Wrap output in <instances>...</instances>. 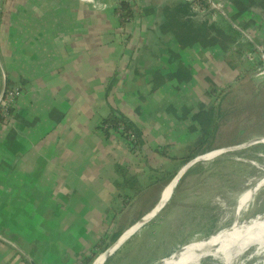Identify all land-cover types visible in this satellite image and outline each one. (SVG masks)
Here are the masks:
<instances>
[{"label":"crops","instance_id":"0c3cea01","mask_svg":"<svg viewBox=\"0 0 264 264\" xmlns=\"http://www.w3.org/2000/svg\"><path fill=\"white\" fill-rule=\"evenodd\" d=\"M100 1L110 6L102 16L84 0H0V93L8 79L24 89L12 123L0 121V264H81L102 239L106 251L138 224L104 264L119 252L116 264H154L191 242L175 240L184 210L212 209L213 176L200 175L201 187L187 181L175 199L189 169L158 206L196 136L211 133L213 88L241 71L226 54L237 31L219 11L181 16L152 0H135L140 19L122 27L119 0ZM215 1L236 5L233 19L264 46V11ZM111 113L142 137L136 150L104 133ZM169 205L176 231L160 245L141 240L168 226Z\"/></svg>","mask_w":264,"mask_h":264},{"label":"rangeland","instance_id":"374dc122","mask_svg":"<svg viewBox=\"0 0 264 264\" xmlns=\"http://www.w3.org/2000/svg\"><path fill=\"white\" fill-rule=\"evenodd\" d=\"M261 72H264V69ZM221 86L223 87H218L220 91L213 88V99H220V103L223 104V115L219 120L218 128L212 127V129H208L211 130V133L207 132L196 136V142L200 136H208V143L211 144L206 145L209 150L205 153L216 149L233 148L264 136V75L260 76L255 72L241 69L238 75L236 73L235 79ZM122 143L129 148L123 140ZM210 148L213 149L210 150ZM187 172L175 194V199H178L179 192L186 189L187 181H193L192 183L197 185L196 187H201L204 186V177L200 175L213 176L209 178L212 185L214 184L212 209L197 205L184 210V213L180 215V220L182 223L187 221L182 224V230L176 233L175 240L202 239L228 228L234 221L237 200L232 197V192L237 186L243 193L249 187L259 184L251 200L241 209L240 219L251 220L264 215L263 142H251L244 147L222 152L214 159L201 160ZM218 191L222 192L220 198H216ZM199 206L202 208L199 209ZM162 212L171 215L166 221L168 226L164 227L162 223L155 235L149 234V238L148 234L143 235L141 240L146 239L160 245L176 231V212H172V206H167ZM171 223L173 224L172 229H170ZM174 246H176L174 243H170L164 249ZM124 252H131L130 261L133 263H137L141 259L137 257L139 252L134 246L127 245ZM120 258L121 253L119 252L113 256L109 264H116L115 261H119ZM213 264H220V262ZM235 264H264V248L257 249L256 246H252L242 254Z\"/></svg>","mask_w":264,"mask_h":264},{"label":"bare ground","instance_id":"6f19581e","mask_svg":"<svg viewBox=\"0 0 264 264\" xmlns=\"http://www.w3.org/2000/svg\"><path fill=\"white\" fill-rule=\"evenodd\" d=\"M173 2L190 4L189 2L184 1ZM153 4L156 9L160 11L162 10L157 8L154 2ZM191 7L195 9L193 6ZM16 107L13 108V112ZM249 142L264 143V136L257 137ZM222 152V149L213 150L202 155L201 159L209 160ZM184 169L182 171H184ZM177 180L178 176L164 189L158 208H160L170 197L172 190L177 184ZM258 187L259 184H256L249 187L243 193L240 192L241 188L239 186L233 190L232 197L237 200V204L234 211V221L228 228L212 234L209 238L192 240V243L183 246L175 254L156 264H213L215 262H220V264H235L242 254L252 246H256L257 249L264 248V215L257 216L251 220L240 219V210L251 200L252 195ZM152 214L147 215L143 220L145 221L149 219ZM137 226H139V224L127 230L116 243L112 244L108 250L100 253L91 264H104L106 258L113 253L115 249L129 237V235H131Z\"/></svg>","mask_w":264,"mask_h":264},{"label":"built area","instance_id":"2783aa9c","mask_svg":"<svg viewBox=\"0 0 264 264\" xmlns=\"http://www.w3.org/2000/svg\"><path fill=\"white\" fill-rule=\"evenodd\" d=\"M173 1L189 2L191 6H193L198 11L201 18L209 16L212 11H219L224 17L226 15L230 16L229 13H233V11L235 13L236 9H233L232 4L228 1L218 2L215 0H207V6H202L199 0H153L157 8L162 10L165 9L169 4L173 3ZM84 2L87 7L89 6L91 11L96 15L102 16L110 8L108 4L101 2L100 0H84ZM136 15H138L137 11H135V16ZM137 20H139L138 17ZM232 20L234 24L231 25L238 30L237 25H240L239 22L233 19V17ZM241 28V30H238L239 33L237 34L235 42L232 44L231 51L233 53H240L239 62L240 68L242 70L255 72L260 74V76H263L264 72L261 71L264 69V49L261 50L258 47V44L260 43L257 41L255 32L252 28H246L243 26H241ZM260 45L264 48L262 44ZM23 93L24 89L20 84H14L10 88H7L4 97L0 102V121H2L4 124L11 123L14 117L13 108L17 106V103L22 97ZM111 132L119 136L123 142L133 151L136 150V148L140 145L139 140L141 136H138L131 128H126L125 126L121 125L117 129L112 128Z\"/></svg>","mask_w":264,"mask_h":264},{"label":"trees","instance_id":"16d2710c","mask_svg":"<svg viewBox=\"0 0 264 264\" xmlns=\"http://www.w3.org/2000/svg\"><path fill=\"white\" fill-rule=\"evenodd\" d=\"M199 1H200L202 6H207V0H199ZM174 3L175 2L168 5L169 7L171 5H173V9H174L173 13L174 14L183 16L185 14L192 15L194 13L193 10H190V9H192L190 4H188V3H175L174 4ZM242 5H243V7H242L243 9H251L253 7V8L260 9L261 11H264V0H242ZM176 9H178V11H176ZM135 11H137L138 14L140 13L139 7L137 6V2L135 0H119L117 6L115 8V14L118 17L119 26L125 27L128 23L132 22V20L135 17ZM240 11H242V10L240 9ZM205 27H206V24L204 22L199 24L200 30L204 31ZM234 31H237L236 32L237 34L239 33L235 27H234ZM230 34L232 35L231 32H230ZM200 41H201V39L198 40V42H200ZM230 41H229V43H230ZM206 42H215V41L207 38ZM226 54H227L228 62L231 65V67L233 69L238 70L239 65H240L239 64L240 53L239 52L233 53L232 51L231 52L226 51ZM13 85H14V83L8 79L7 87L10 88ZM207 110H208V113H205L206 114V124L208 126L211 124L212 127L217 128L218 123H219L218 119L221 118V116L223 115V104H221L220 102H218L216 104V102H214L212 104V106L209 107ZM121 125L125 126L126 128H130L129 125L125 122L123 116H121L118 113H114V114L111 113L107 118L104 119L103 124H102V129H103L105 134L109 135L111 133L112 128L117 129ZM133 131L138 136H140L135 130H133ZM207 140H208V136H202L201 142L194 144L190 148V150L188 151V154L186 156L182 157V165L188 163L190 160L194 159L199 154L205 153L207 150H209V148L205 146V143ZM139 143L140 144L142 143V137L140 138ZM212 149L213 148H210V150H212ZM157 151L161 154L166 155L164 148L157 149ZM118 170L122 173L124 172V169L122 167L118 168ZM173 175L170 177H173ZM106 241H108V240L102 239L100 242H98V244L91 251V253L82 260L81 264H91V262L94 260V258L97 257L101 251L106 249V247H107Z\"/></svg>","mask_w":264,"mask_h":264},{"label":"water","instance_id":"95a60500","mask_svg":"<svg viewBox=\"0 0 264 264\" xmlns=\"http://www.w3.org/2000/svg\"><path fill=\"white\" fill-rule=\"evenodd\" d=\"M232 7H233V9H235L236 8V6H234V4L232 3ZM236 11H238L237 9H236ZM230 14V13H229ZM226 18H227V20L231 23V24H234V22H233V20H232V16H231V14H230V16H228V15H226L225 16ZM238 26V30H241L242 28H241V26L240 25H237ZM258 47L261 49V50H263L264 48L260 45V44H258ZM6 90H7V82L5 81L4 82V85H3V89H2V91H1V93H0V102H1V100L3 99V97H4V94H5V92H6ZM11 123H12V121H11ZM250 142L249 141H247V142H245L244 144H241V145H237V146H234L233 148H225V149H222L223 150V152H226V151H229V150H234V149H237V148H241V147H244V146H246L247 144H249ZM216 150H218V149H216ZM213 151V150H212ZM202 155H204V153L203 154H199L198 156H196L194 159H192V160H190L188 163H186L182 168H181V170H180V172L173 178V180L178 176V180L180 179V177L182 176V174L188 169V168H190L193 164H195L196 162H198V161H200L201 160V157H202ZM185 168V169H184ZM184 169V171H182ZM178 180H177V182H178ZM160 203V202H159ZM243 208V207H242ZM241 211V210H240ZM212 235H210V236H208V237H205V238H209V237H211ZM116 243V242H115ZM190 243H192V242H189V243H187V244H185V245H188V244H190ZM114 244V243H113ZM185 245H183V246H185ZM120 246V245H119ZM118 246V247H119ZM182 246V247H183ZM118 247L115 249V251L118 249ZM182 247H180L179 249H177L173 254H175L177 251H179ZM110 247H108L107 248V250L109 249ZM114 251V252H115ZM23 253H24V251H22ZM104 252V251H103ZM113 252V253H114ZM113 253H111L107 258H106V260L113 254ZM173 254H171L170 256H172ZM99 256V255H98ZM97 256V257H98ZM169 256V257H170ZM96 258V257H95ZM94 258V259H95ZM168 258V257H167ZM163 259H165V258H163ZM162 259V260H163ZM106 260L104 261V263L106 262ZM161 261V260H160ZM160 261H158V262H160ZM32 262V261H31ZM158 262H155L154 264H156V263H158ZM33 264H34V262H33Z\"/></svg>","mask_w":264,"mask_h":264},{"label":"flooded vegetation","instance_id":"af4514ba","mask_svg":"<svg viewBox=\"0 0 264 264\" xmlns=\"http://www.w3.org/2000/svg\"><path fill=\"white\" fill-rule=\"evenodd\" d=\"M136 16L140 19V17H139L138 15H136ZM136 16L134 17V19L132 20V22H135V23L138 22ZM214 102L218 103V102H220V99H219V100H215ZM214 102H213V103H214ZM13 114H14V113H13ZM219 120H220V118L218 119V122H219ZM217 128H218V127H217ZM201 140H202V136L200 137V139H199L196 143H200ZM196 143H195V144H196ZM206 143H207V144H211V143H208V140L206 141ZM206 143H205V146H206ZM207 147H208V146H207ZM208 148H209V147H208Z\"/></svg>","mask_w":264,"mask_h":264}]
</instances>
